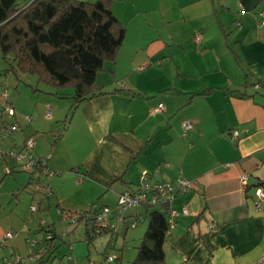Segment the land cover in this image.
I'll use <instances>...</instances> for the list:
<instances>
[{"label":"crops","instance_id":"crops-1","mask_svg":"<svg viewBox=\"0 0 264 264\" xmlns=\"http://www.w3.org/2000/svg\"><path fill=\"white\" fill-rule=\"evenodd\" d=\"M111 10L126 34L116 61H105L96 74L103 93L73 107L69 96L55 95L33 75L34 84L26 83L30 92L25 89L30 100L22 101L18 90L10 99L14 117L5 121L0 115V124L20 126L15 130L20 145L12 141L10 147L20 149L30 138L31 155L45 164L40 175L28 179L23 174L0 178L17 200L6 216L0 204V238L6 231L18 234L1 253L25 248L30 254L25 239L39 241L40 218L57 231L40 213L26 219L25 204L31 202L28 194L21 195L30 192L31 178L52 190L49 198L39 194L38 210L53 204L58 214L91 204L113 208L119 194L136 189L146 172L148 183L193 182L171 200L179 214L165 236L169 264H264V200L256 204L255 195L264 180V26L258 23L264 0H115ZM1 59L0 76H6L8 64ZM159 103L163 110L154 113ZM17 111L30 119L18 118ZM184 121L192 124L186 132ZM8 130L1 141L14 140ZM243 173L248 174L245 187ZM184 205L187 214L181 212ZM145 210L127 209L126 221L135 213L145 217ZM139 225L131 235L137 240L147 221L133 230ZM210 225L216 232L207 231ZM74 229L66 231L71 235ZM66 249L58 240L34 264L61 259Z\"/></svg>","mask_w":264,"mask_h":264},{"label":"trees","instance_id":"trees-1","mask_svg":"<svg viewBox=\"0 0 264 264\" xmlns=\"http://www.w3.org/2000/svg\"><path fill=\"white\" fill-rule=\"evenodd\" d=\"M113 1L115 0H32L31 2L0 0V52L8 64L5 72L35 75L38 80L52 87L55 95L69 96L73 107L96 94L103 93L95 85L96 74L103 69L105 61L111 63L116 61L118 50L126 34L124 25L111 10ZM66 90H71V95H68ZM0 126L4 129L1 133H5L7 137L5 130L10 131L11 128L3 123ZM19 127L18 125V129ZM11 149L24 151L25 144L20 149L15 147ZM15 166L20 165L15 163ZM15 166H11L7 173L13 174L18 170L30 176L35 173L40 175L45 164L43 160L37 158L34 159L30 171L15 169ZM33 180L31 178L28 182L32 192ZM137 188L138 186L133 190ZM40 194L44 195L42 192ZM104 207L109 208L111 214L116 210V206L112 208L104 204H91L87 209L75 213L58 210V217L72 228L83 221L88 243L91 238L102 232H109L112 238L113 235L115 236V229L101 226L96 220V215ZM139 207L146 209L145 217L141 216V218L147 221V225L135 247L137 252L132 264H169L165 260L163 249L165 236L170 228L168 203L146 204ZM128 209L132 210V208ZM60 212L76 215V221L71 223L63 219ZM126 212L123 225L129 229L128 224L136 221L138 213L127 222ZM110 219H113L112 215ZM38 227L41 234L38 243L43 248L38 252L39 258L36 262H39L42 255L51 248L56 247L58 240L66 244L64 255L70 254L72 243L67 238L70 231L58 233L51 224L46 223L43 227L51 233L50 238L47 239L42 234L40 226ZM108 255H110L108 252L102 254L100 264ZM115 259L117 260L118 257L114 256Z\"/></svg>","mask_w":264,"mask_h":264},{"label":"rangeland","instance_id":"rangeland-1","mask_svg":"<svg viewBox=\"0 0 264 264\" xmlns=\"http://www.w3.org/2000/svg\"><path fill=\"white\" fill-rule=\"evenodd\" d=\"M2 55L0 52V61ZM7 67V64L4 63ZM2 68H0V73L2 74ZM19 77H17L14 73L12 72H8L6 74V76H0V100H2V103H5L6 101L8 102H12L16 92L19 90V97L22 101L24 100H30L26 95L27 93H25V89L26 87V83L31 82L34 84V81H29L32 80L30 78H34L33 75L28 74V73H19L18 74ZM35 80V79H33ZM41 84V83H40ZM15 85H19L18 89ZM27 91L30 92L29 88H27ZM17 96V95H16ZM9 97V98H8ZM18 97V96H17ZM18 97V100L20 101ZM18 106L16 105V109ZM19 113L18 111L16 112V115L18 116V118H25V116L27 115H19L17 114ZM9 117H14V116H9L5 114V121H9ZM14 119V118H13ZM6 125V124H5ZM10 128V126H9ZM14 132L11 133V135L13 134V138L14 140L11 139H3V141H1L0 144V151H2V153H0V178L1 180H3L4 178H12L17 174H23L26 179L29 178V174L28 173H13V175L8 174V169L13 165L15 166V159L12 156L8 155L9 150L11 149L10 145L13 144V142L16 144V146L20 145V137L18 136V134H16V131L13 130ZM6 132V130H5ZM7 135H9V133L7 132ZM11 141V142H10ZM13 141V142H12ZM12 146V145H11ZM15 169H21V166H15ZM18 171V170H17ZM29 193H23L25 198H27L25 195L28 194L29 199L28 201L31 202L30 205L36 206L37 210L40 209V204H38V199H39V194L40 192L34 191L33 195L31 197V192L32 190H29ZM22 192V191H21ZM15 192H10L9 188H8V183L6 182H0V204L2 205L1 208V215L2 216H6V214L8 212H10L11 209L15 208V206H17V200L16 197L14 196ZM21 194V193H20ZM49 200V199H48ZM47 201V200H46ZM24 204L23 200L20 202V204L18 206H22ZM27 205L26 210H27V214H26V219L27 221L31 219V216L36 214V213H40L42 215H45L46 218H48L49 220L53 221L55 223V227L57 229L58 233H64V231L66 232L67 228H69L70 226L66 224V222H63L59 219L58 214L56 213V209L53 206V204H51V206L48 207H44L43 211L42 210H36L32 213H30V205ZM47 208V209H45ZM18 209H22L21 207H19ZM48 210V212H47ZM54 210V211H53ZM39 214V215H40ZM45 216H41V217H45ZM40 217V216H39ZM38 217V218H39ZM39 220H42L41 218ZM38 220V221H39ZM138 223V222H137ZM138 228L137 227L136 230H133L132 227H130L127 230L126 236H124V225L123 224H119L116 228H115V236L113 235L112 238L110 237V233L109 232H102L98 235H96L95 237L91 238V240L89 241V243L86 241L85 238V233H84V222L81 221L79 222L75 229L73 230V232L71 233V235L69 236V239L71 240L72 243V249L70 252V256L71 258L68 260L67 255H63L62 254L64 252H62V250L64 249V247H62V250L60 251V256H62L61 259H59L60 257L54 259V261L50 262L49 264H100L101 260H102V254L104 252H108V254H112L113 256L118 257V259L113 260L110 263H105V261H103L102 264H132L133 259L136 256V246L137 243L139 242L138 236H135V238H132V234L133 232H138ZM7 232V231H6ZM4 232L3 235L6 233ZM2 235V236H3ZM138 235V234H137ZM16 239L18 238V234L16 232H14L13 237L11 238H7L5 240V242L8 239ZM1 239V238H0ZM1 241V240H0ZM4 242V243H5ZM2 247H0V260H2L3 258H7L9 262L12 263V261L16 258V257H21L24 258V263L21 264H34V263H28V256L29 254L27 253V250L25 248H16V252H12L13 250H10L7 255H5L4 253L2 254Z\"/></svg>","mask_w":264,"mask_h":264},{"label":"built area","instance_id":"built-area-1","mask_svg":"<svg viewBox=\"0 0 264 264\" xmlns=\"http://www.w3.org/2000/svg\"><path fill=\"white\" fill-rule=\"evenodd\" d=\"M260 26H264V11H261L259 13V21H258ZM194 42L198 43L201 41V35L196 34L193 38ZM163 104L159 103L154 109V113H160L163 110ZM1 114H6L9 116H14V108L13 104L11 102L6 101L3 105L0 106V115ZM52 113L50 111V108L48 105H46V109L44 112V117L49 119L51 118ZM25 119L29 120V116H25ZM2 127V126H1ZM192 127L191 122L189 121H184L182 123V128L183 131L186 132ZM3 128V127H2ZM11 130H17L18 125L16 123L10 125ZM6 135L5 133H0V138H4ZM236 136V132L232 133V137ZM32 139L28 138L25 142V149L24 151H17L14 149H10L8 152L9 156H12L16 163H18L21 166V169L25 170H32L33 165H34V159L33 156L31 155V149H32ZM2 153V151H0ZM9 171V169H8ZM147 173L143 172L140 177V182L138 185L137 190L133 191H124L119 194L117 198V205H116V210L113 214H111V210L107 207H104L97 215H96V220L101 226H109L111 229H115L119 224L124 223V213L128 208H138L140 205H146V204H151V205H159L163 203H168L169 205V216H168V223L169 226H172L174 223L173 218L177 216L179 213L177 210L171 207V200L176 196L178 192H186L188 191L192 186L193 182L188 181L186 179H180L177 180L175 184L170 183V182H156V183H148L147 182ZM247 178L248 174L243 173L240 176V183L243 187L247 186ZM33 190L38 191L42 190L44 195L49 197L51 195V190L49 187L43 186L39 181L33 183ZM255 195H256V204L264 200V180L260 181L256 187L255 190ZM37 210L36 206L30 205V213L34 212ZM181 212L182 214H187V208L186 206L181 207ZM61 216L63 219L74 223L76 221V215H70L67 212H60ZM110 215L113 216V219H110ZM137 217L135 218V222H139L142 220V218L139 215H136ZM39 226L40 230L43 232L42 234L45 235V237L48 239L51 236V233L48 231V229L43 226H45V222L43 220H39ZM135 222H132L128 224V227H134ZM216 227L213 226H208L207 231L210 233L216 232ZM14 232L12 231H7L2 237L0 241V247L4 246V242L7 238L13 237ZM26 242L28 246L32 249V252L28 256V263H36V261L39 258L38 252L43 248V246L39 245L38 240L32 236L27 237ZM35 248V249H34ZM37 249V250H36ZM67 259L69 260L71 258L70 255H67ZM114 260L113 255H108L105 263H110ZM24 258L21 257H16L12 263L8 261L7 258H3L0 260V264H21L24 263Z\"/></svg>","mask_w":264,"mask_h":264},{"label":"water","instance_id":"water-1","mask_svg":"<svg viewBox=\"0 0 264 264\" xmlns=\"http://www.w3.org/2000/svg\"><path fill=\"white\" fill-rule=\"evenodd\" d=\"M31 1H32V0H30V2H31ZM30 2H29V3H30ZM38 181H39L43 186H45V187H49L47 183H44V182L40 181V180L38 179V177L35 178V179L33 180V183L38 182ZM33 183H32V184H33ZM49 188H50V187H49ZM34 191H35V190H33V192H34ZM33 192H32V193H33ZM37 192H42V193H43L42 190H38ZM43 196H45V195H43ZM45 197H46V196H45ZM46 198H49V197H46Z\"/></svg>","mask_w":264,"mask_h":264}]
</instances>
